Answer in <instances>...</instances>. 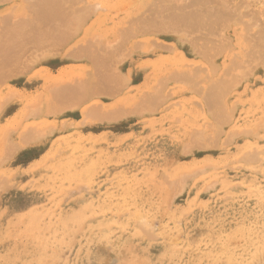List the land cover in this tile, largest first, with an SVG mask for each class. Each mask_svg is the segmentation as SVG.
<instances>
[{
	"label": "rangeland",
	"instance_id": "1",
	"mask_svg": "<svg viewBox=\"0 0 264 264\" xmlns=\"http://www.w3.org/2000/svg\"><path fill=\"white\" fill-rule=\"evenodd\" d=\"M5 16L0 264H264V0Z\"/></svg>",
	"mask_w": 264,
	"mask_h": 264
},
{
	"label": "bare ground",
	"instance_id": "2",
	"mask_svg": "<svg viewBox=\"0 0 264 264\" xmlns=\"http://www.w3.org/2000/svg\"><path fill=\"white\" fill-rule=\"evenodd\" d=\"M16 1H17V0H0V8H3V7H4L5 5H7V4L15 3ZM40 1H41V0H40ZM40 5H41V4H40ZM217 9H218V8H217ZM224 9H225V8H224ZM210 10H211V9H210ZM212 10H213V9H212ZM215 10H216V9H215ZM226 10H227V9H226ZM44 11H45V10H44ZM222 11H223V10H222ZM229 11H230V10H229ZM61 12H62V11H61ZM63 12H64V11H63ZM234 12H235V11H234ZM234 12H233V13H234ZM10 13L12 14V11H11ZM11 14H9V15H11ZM45 14H46V13H45ZM202 14H203V13H202ZM7 15H8V13H7ZM12 15H13V14H12ZM48 15H49V14H48ZM58 15H59V14H58ZM210 15H211V14H210ZM215 15H216V14H215ZM215 15H214V16H215ZM217 15H218V14H217ZM229 15H230V13H229ZM234 15H235V14H234ZM242 15H243V14H242ZM235 16H236V15H235ZM9 17H11V16H5V18L0 19V20H2L1 23H3V22H4L3 20L6 19V18H8V21H6V20H7V19H6V20H5V21H6L5 24H6L7 22L9 23V22H10V21H9ZM45 17H47V16L45 15L44 18H45ZM63 17H64V16H63ZM200 17H201V15H200ZM48 18L51 19L52 17H48ZM179 18H180V17H179ZM228 18H229V16H228ZM241 18H243V17H241ZM241 18H240V19H241ZM16 19H17V18H16ZM19 19L21 20L22 18L19 17ZM50 19H49V21H50ZM53 19H54V17H53ZM53 19H51L52 22H53ZM59 19H60V17H59ZM59 19H58V20H59ZM64 19H65V17H64ZM198 19H199V18H198ZM218 19H219V18H218ZM223 19H224V18H223ZM199 20H200V19H199ZM201 20H202V18H201ZM201 20H200V22L203 21V20H202V21H201ZM206 20H207V19H206ZM211 20H212V19H211ZM224 20H225V19H224ZM14 21H15V20H14ZM43 21H44V19H43ZM64 21H65V20H63V22H64ZM186 21H187V20H186ZM186 21H185V22H186ZM208 21H209V20H208ZM227 21L229 22V20H227ZM227 21H225L224 23H226ZM54 22H56V21H54ZM177 22H178V21H177ZM185 22H184V23H185ZM212 22H213V21H212ZM215 22H216V21H215ZM218 22H219V21H218ZM8 23H7V25H5V24L2 25V24H1V26H0V58H3L5 53H6V54H5L6 56L9 55V54L7 55L8 52H11V53H12V51H13V49H14L13 46H15L14 43L17 42V41L14 40V38H15L14 36H15V35H14V36H12V35H13V31L17 28L18 25L15 26L14 23H13V25H11L12 23H9V24H8ZM19 23H20V22H17V24H19ZM22 23H23V22H22ZM43 23H44V22H43ZM46 23H49V22L47 21ZM64 23H65V22H64ZM66 23H67V21H66ZM66 23H65V24H66ZM151 23H152V22H151ZM153 23H154V22H153ZM160 23H161V22H160ZM174 23L176 24V22H174ZM180 23H182V22H180ZM224 23H223V25H224ZM49 24H50V23H49ZM58 24H59V23L57 22V29H58V26H59V29H60L61 26L64 25L63 23H62L61 26L58 25ZM141 24H143V23H141ZM187 24H188V23H187ZM51 25H52V24H51ZM54 25H55V24H54ZM54 25H53V27H51L53 30L51 31V28H50V30H49V32L51 33V34L49 35V38H50V36H52V35L55 33V31L57 30V29H56V30L54 31V29H55V28H54ZM171 25H173V24H171ZM183 25H184V24H183ZM189 25H190V24H189ZM200 25H201V24H200ZM221 25H222V23H221ZM3 26H5V27H3ZM64 26H65V25H64ZM64 26H62V27H63L62 31L65 32L66 29H64ZM151 26H152V27L154 26V27H153V30H154V28L156 29V25L151 24ZM169 26H170V25H169ZM176 26H177V25H176ZM184 26H185V25H184ZM184 26H183V27H184ZM190 26H191V25H190ZM193 26H194V25H193ZM206 26H207V24H206ZM214 26H215V25H214ZM225 26H227V25H225ZM19 27H20V26H19ZM46 27H47V26H46ZM66 27H67V25H66ZM136 27H137V26H136ZM146 27H147V26H146ZM186 27L188 28V25H187ZM203 27H204V26H203ZM177 28H179V27H177ZM59 29H58V30H59ZM67 29H68V28H67ZM137 29H138V28H137ZM144 29H145V28L143 27V30H144ZM151 29H152V28H151ZM157 29H158V31H159V28H157ZM191 29H192V27H191ZM208 29H209V28H208ZM58 30H57V31H58ZM60 30H61V29H60ZM146 30H147V29H146ZM181 30H182V29H181ZM193 30H194V29H193ZM18 31H19V29H18ZM53 31H54V32H53ZM144 31H145V30H144ZM189 31H190V30H189ZM14 32H15V31H14ZM52 32H53V33H52ZM59 32H60V31H59ZM207 32H208V31H207ZM7 33L9 34L8 37H7ZM15 33H17V32H15ZM65 33L67 34V32H65ZM10 34H11V35H10ZM21 34H22V33H21ZM59 34H60V33H59ZM62 34H64V33H62ZM69 34H70V33H68V35H69ZM64 35H65V34H64ZM205 35H206V34H205ZM56 36H57V33H56ZM59 36H60V35H59ZM59 36H58V37H59ZM5 37H6V38H5ZM60 37H64V36H60ZM2 38H3V39H2ZM53 38H55V35L53 36ZM66 39H67V38H66ZM62 40H63V39H62ZM258 44H259V43H258ZM20 45H21V44H20ZM255 46H256V44H255ZM20 48H21V47H20ZM73 48H74V47H73ZM26 50H27V49H26ZM258 50H259V49H258ZM263 51H264V50H263ZM72 52H73V50H72ZM72 52H71V53H72ZM260 52H261V51H260ZM13 53H14V52H13ZM263 53H264V52H263ZM19 54H20V53H19ZM250 54H251V52H250ZM254 54H255V53H254ZM2 55H3V57H1ZM11 55H12V54H11ZM13 55H14V54H13ZM259 55H260V54H259ZM18 56H19V55H18ZM66 56H67V55H66ZM12 57H13V56H12ZM12 57H11V58H12ZM15 57H16V56H15ZM7 59H8V58H7ZM12 59H13V58H12ZM17 59H18V58H17ZM9 61H10V57H9ZM11 61H12V63H13V60H11ZM16 61H19V59L16 60ZM263 61H264V60H263ZM0 62H1V61H0ZM19 63H20V61H19ZM1 64H3V62H1ZM3 67H4V64H3ZM4 75H5V74H4Z\"/></svg>",
	"mask_w": 264,
	"mask_h": 264
}]
</instances>
